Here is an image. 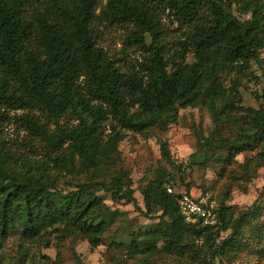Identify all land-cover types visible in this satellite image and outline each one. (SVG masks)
Here are the masks:
<instances>
[{"label":"trees","instance_id":"trees-1","mask_svg":"<svg viewBox=\"0 0 264 264\" xmlns=\"http://www.w3.org/2000/svg\"><path fill=\"white\" fill-rule=\"evenodd\" d=\"M0 0V73L7 101L16 109L44 108L57 128L53 133L26 116L25 120L49 142L52 149L66 148L70 159L95 167L101 157L117 151L122 136L118 127L104 139L103 122L108 116L119 119L120 128L168 126L169 115L178 107L187 108L204 97L216 112V99L225 92L222 75L238 65L259 60L264 49V15L261 0H245L244 9L252 18L241 21L221 0ZM169 11L182 24L191 27L189 44L195 62L165 61L160 35L159 12ZM117 23L133 26V40L152 53L146 75L123 76L97 44L96 25ZM83 78L84 85L79 81ZM130 90V91H129ZM11 91V95H8ZM137 106L125 105L128 93ZM93 101L97 102L92 106ZM135 109H131V107ZM110 108V111H108ZM134 110V113L131 112ZM73 112L76 127L59 125ZM247 124L252 133L239 136L235 145L242 152L252 143L264 141V108L251 109ZM233 143L226 146L234 147ZM162 153L168 160L166 144ZM0 153V219L3 227L16 216L23 235L35 239L58 225L70 224L91 242L115 213L107 211L91 188L102 183L76 185L68 193L53 191L40 181H18L7 173V158ZM64 161V157L58 158ZM207 161L204 162L206 164ZM124 175L114 178L108 190L119 200L134 201L131 181ZM167 174L161 175L142 192L148 212H160L166 224L169 246L181 244L189 235L212 238L213 260H221L231 247L239 248L241 238H222L224 223L203 225L185 222L180 195L169 193ZM253 208V215L255 212ZM213 264V263H210Z\"/></svg>","mask_w":264,"mask_h":264},{"label":"rangeland","instance_id":"rangeland-1","mask_svg":"<svg viewBox=\"0 0 264 264\" xmlns=\"http://www.w3.org/2000/svg\"><path fill=\"white\" fill-rule=\"evenodd\" d=\"M221 1L239 20L252 18L251 10L244 9L245 0ZM106 2L103 0L97 13ZM261 4L264 15V0ZM158 20L169 67L182 59L195 62L189 44L191 27L169 11H160ZM134 32L133 26L126 24L96 25L97 44L113 66L123 76L143 77L152 57L147 48L151 40L142 47L133 40ZM79 82L84 85L83 78ZM221 82L225 92L216 99V112L201 97L194 105L173 111L167 127L154 125L129 131L120 128L119 119L108 116L102 124L103 138L108 139L118 127L122 140L116 152L86 169L78 159H70L66 148L52 149L26 122V116H32L53 133L57 124L45 109L14 108L15 104L6 100L0 80V153L7 158V173L18 181H40L61 193L76 191L78 184L102 183L105 188L93 187L91 191L107 211L115 213L114 220L107 221L94 242L70 224L48 229L35 239L26 238L16 216L6 227L0 219V264H264V141L252 143L242 152H237L234 144L239 136L252 133L246 118L249 111L264 108V49L259 60L236 66L222 75ZM133 104L137 106V99L129 92L125 105ZM96 105L93 101L92 106ZM78 123L76 115L68 112L59 125L71 128ZM163 144L170 160L163 156ZM61 157L63 162L58 160ZM163 174L177 193L205 200L213 215L222 220L225 228L216 244L223 237L234 236L241 238L240 247L227 249L221 260H213V240L207 235H189L181 244L170 247L161 213L148 212L142 196ZM119 175H124L126 184L131 181L134 201L119 200L108 190Z\"/></svg>","mask_w":264,"mask_h":264},{"label":"built area","instance_id":"built-area-1","mask_svg":"<svg viewBox=\"0 0 264 264\" xmlns=\"http://www.w3.org/2000/svg\"><path fill=\"white\" fill-rule=\"evenodd\" d=\"M168 192L180 195L181 213L187 224L193 225L199 221L203 225H214L217 223L218 220L205 200H198L188 193H177L171 186L168 187Z\"/></svg>","mask_w":264,"mask_h":264}]
</instances>
